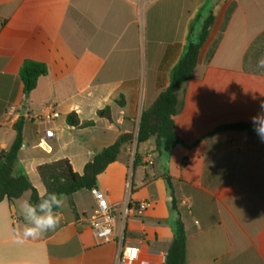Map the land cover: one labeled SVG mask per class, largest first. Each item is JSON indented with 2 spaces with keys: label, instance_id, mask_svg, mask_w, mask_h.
Listing matches in <instances>:
<instances>
[{
  "label": "crops",
  "instance_id": "0c3cea01",
  "mask_svg": "<svg viewBox=\"0 0 264 264\" xmlns=\"http://www.w3.org/2000/svg\"><path fill=\"white\" fill-rule=\"evenodd\" d=\"M215 22L198 65L181 89L174 118L185 144L156 151V139L137 148L124 145L118 160L98 178L93 191L76 193L60 209L57 228L18 241L21 202L0 204V264H117L119 243L139 249L129 264H166L177 222L187 233V264H264V142L258 136L220 130L252 124L264 103V0H0V153L16 139L24 117L23 157L13 175L27 176L46 194L42 165L69 160L74 172L121 134L136 135L140 117L169 85L172 69L195 39L197 21ZM61 41L76 59L61 79L47 61L25 106L20 70L44 54L24 50L37 31ZM195 42V41H194ZM60 114L51 119L47 106ZM109 107L111 120L99 117ZM25 108V113L23 114ZM76 113L92 127L74 129ZM47 132H53L47 137ZM136 154L142 165L133 169ZM165 177L173 182L178 213ZM94 191L111 204L127 197L152 208L116 217L114 241L100 243L88 224L97 209Z\"/></svg>",
  "mask_w": 264,
  "mask_h": 264
},
{
  "label": "trees",
  "instance_id": "16d2710c",
  "mask_svg": "<svg viewBox=\"0 0 264 264\" xmlns=\"http://www.w3.org/2000/svg\"><path fill=\"white\" fill-rule=\"evenodd\" d=\"M214 16L205 20L198 42L189 41L185 53L177 65L172 69L169 85L164 88L154 104L144 110L140 117L138 132L134 134H121L116 142L97 153L93 160L84 169L83 174L74 172L69 160L42 165L38 173L46 193H62L70 198V206L74 210L73 196L82 190L93 191L98 186V178L107 168L118 160L126 144H136L137 148L146 144L151 139H156V151L169 153L177 145L185 144L176 134L174 118L182 108L181 89L193 75L199 61L203 45L206 43L214 25ZM264 41V36L259 38ZM35 49L44 54L43 61L27 60L20 70V78L25 86V93L30 94L38 85L39 79L48 75L47 61L55 67V77L61 79L71 73L76 66V59L61 42H52L47 39L42 31H37L26 43L24 50ZM0 54L11 55L9 52L0 51ZM99 117L111 120L109 107L99 111ZM67 122L74 129L92 127L94 123H81L76 113H71ZM26 121L21 117L14 125L16 139L7 151L0 153V204L4 201L14 203L25 194L30 193L32 203H37L39 194L27 176L15 177L13 175L17 163L23 157V145L26 142L24 130ZM220 130H230L257 136L250 124H235L224 126ZM142 165V157L136 154L133 169ZM165 181L172 195V210L178 211V202L173 193V182L170 177ZM166 264H187V233L182 221H178L175 230L174 242L166 257Z\"/></svg>",
  "mask_w": 264,
  "mask_h": 264
},
{
  "label": "clouds",
  "instance_id": "9594fccd",
  "mask_svg": "<svg viewBox=\"0 0 264 264\" xmlns=\"http://www.w3.org/2000/svg\"><path fill=\"white\" fill-rule=\"evenodd\" d=\"M257 67L264 69V57L257 62ZM261 111L251 118L253 129L264 142V103ZM62 193L49 192L39 197L37 203L25 200L20 204V212L24 220L23 228L17 233L18 241L28 238L36 239L48 231L55 230L61 221L60 209L65 205Z\"/></svg>",
  "mask_w": 264,
  "mask_h": 264
},
{
  "label": "built area",
  "instance_id": "2783aa9c",
  "mask_svg": "<svg viewBox=\"0 0 264 264\" xmlns=\"http://www.w3.org/2000/svg\"><path fill=\"white\" fill-rule=\"evenodd\" d=\"M47 109L51 111V119H57L60 117V114L55 111L53 105L47 106ZM46 136L52 137L53 132H47ZM94 194L97 200V209L94 216L88 220V224L92 229L94 236L100 243H110L114 241L116 217L119 211L122 212L123 223L125 226L130 213L145 211L152 208V203L148 201L139 204H132L127 197L121 204H111L103 193L94 191ZM138 257L139 249L137 247L126 245L124 239H122L119 243L117 264L134 263L138 260ZM166 257L167 255H165V259Z\"/></svg>",
  "mask_w": 264,
  "mask_h": 264
},
{
  "label": "rangeland",
  "instance_id": "374dc122",
  "mask_svg": "<svg viewBox=\"0 0 264 264\" xmlns=\"http://www.w3.org/2000/svg\"><path fill=\"white\" fill-rule=\"evenodd\" d=\"M203 25L204 24L200 20L197 21L196 26H195L196 32L194 33L195 34V36H194L195 37V39H194L195 42H198V38H199V35L202 32Z\"/></svg>",
  "mask_w": 264,
  "mask_h": 264
},
{
  "label": "water",
  "instance_id": "95a60500",
  "mask_svg": "<svg viewBox=\"0 0 264 264\" xmlns=\"http://www.w3.org/2000/svg\"><path fill=\"white\" fill-rule=\"evenodd\" d=\"M25 98H26V101H25V106H26L27 105V100L29 98V94H26L25 95ZM24 113H25V108H24V111H23V114L22 115H24Z\"/></svg>",
  "mask_w": 264,
  "mask_h": 264
}]
</instances>
